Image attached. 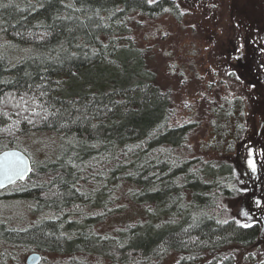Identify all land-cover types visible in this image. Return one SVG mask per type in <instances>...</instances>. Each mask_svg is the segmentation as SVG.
I'll list each match as a JSON object with an SVG mask.
<instances>
[{"label": "trees", "instance_id": "obj_1", "mask_svg": "<svg viewBox=\"0 0 264 264\" xmlns=\"http://www.w3.org/2000/svg\"><path fill=\"white\" fill-rule=\"evenodd\" d=\"M137 11L182 16L176 0H0L2 33L26 48L14 62L0 54V141L9 143L3 149L15 147L17 134L49 131L102 156L81 167L52 161L42 168L50 183L22 193L46 198L57 209L74 201L98 208L110 201L112 188L123 185L144 209L116 237L92 230L91 215L44 219L2 235L39 251L93 252L112 264H141L170 252L178 256L174 264L212 253L222 258L214 264H231L228 247L254 244L262 223L211 213L235 167L230 160H193L177 152L194 123L171 122V93L132 35ZM234 103L218 104L215 111L229 112Z\"/></svg>", "mask_w": 264, "mask_h": 264}, {"label": "rangeland", "instance_id": "obj_2", "mask_svg": "<svg viewBox=\"0 0 264 264\" xmlns=\"http://www.w3.org/2000/svg\"><path fill=\"white\" fill-rule=\"evenodd\" d=\"M154 1V0H150ZM181 19L166 13L149 17L132 13V35L147 50L158 82L172 97V123L191 121L194 127L186 145L177 152L185 158L230 160L233 180L212 202V212L222 220L243 222L264 217V0H176ZM0 54L14 62L26 56V48L10 43L0 29ZM235 101L229 112L215 111L218 104ZM237 110V114L231 113ZM231 114V116H230ZM230 117H229V116ZM233 115V116H232ZM8 142L0 141V150ZM28 153L32 177L0 187V264H27L37 249L7 240L5 229H24L44 219H82L93 216L92 230L117 236L125 224L138 220L144 209L131 199L127 187L112 188L107 205L93 208L79 201L54 207L46 198L35 199L23 190L50 183L42 168L52 161L76 167L99 160L89 147L79 149L76 139L49 131L17 134L13 143ZM255 162V169L249 164ZM72 166V167H74ZM70 167V166H69ZM83 174L88 173L86 169ZM81 177L78 176L83 183ZM89 182L87 187H91ZM41 196V195H40ZM51 205V206H49ZM231 264H264V233L250 246L231 244ZM37 264H112L106 256L87 251H42ZM214 253L192 264H214ZM178 256L141 264H174ZM222 261L218 258L217 262ZM137 263V262H135Z\"/></svg>", "mask_w": 264, "mask_h": 264}, {"label": "water", "instance_id": "obj_3", "mask_svg": "<svg viewBox=\"0 0 264 264\" xmlns=\"http://www.w3.org/2000/svg\"><path fill=\"white\" fill-rule=\"evenodd\" d=\"M7 153H14L15 156L11 157V159H16L19 158L20 160H22L24 163L22 165V167L25 168V174H24V178H26L32 171L33 168V162L30 158V156L22 149L17 148V147H9V148H5L3 150L0 151V160H2L5 156V154ZM24 178H20L19 176H16L13 178L12 181L3 179L2 176H0V180H2L3 182L0 183L1 187H6L9 186L15 182H17L18 180L24 179ZM42 259V252L39 250L33 251L31 252L27 258H26V262L27 264H37L38 262H40V260Z\"/></svg>", "mask_w": 264, "mask_h": 264}, {"label": "snow or ice", "instance_id": "obj_4", "mask_svg": "<svg viewBox=\"0 0 264 264\" xmlns=\"http://www.w3.org/2000/svg\"><path fill=\"white\" fill-rule=\"evenodd\" d=\"M13 156H15L14 153H7L4 158L0 160V176L9 181H12L16 176L24 178L25 174V168L22 167L24 162L19 158L11 159ZM249 164L254 170L256 167L255 162L253 160H249ZM2 182L3 181L0 180V183Z\"/></svg>", "mask_w": 264, "mask_h": 264}, {"label": "flooded vegetation", "instance_id": "obj_5", "mask_svg": "<svg viewBox=\"0 0 264 264\" xmlns=\"http://www.w3.org/2000/svg\"><path fill=\"white\" fill-rule=\"evenodd\" d=\"M3 150V149H2ZM1 151V150H0ZM1 187V186H0ZM253 221H255V220H253ZM256 221H260L261 223H262V231H261V233H260V236L261 235H263V233H264V217L261 219V220H256ZM252 222V221H251ZM42 252V251H41ZM42 258H43V254H42ZM39 263V262H38Z\"/></svg>", "mask_w": 264, "mask_h": 264}]
</instances>
